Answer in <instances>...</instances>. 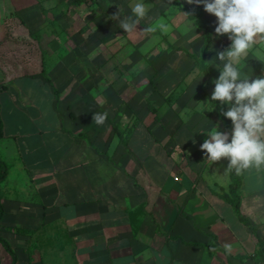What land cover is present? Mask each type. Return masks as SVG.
I'll list each match as a JSON object with an SVG mask.
<instances>
[{"label": "crops", "instance_id": "1", "mask_svg": "<svg viewBox=\"0 0 264 264\" xmlns=\"http://www.w3.org/2000/svg\"><path fill=\"white\" fill-rule=\"evenodd\" d=\"M197 12L198 5L187 0L152 2L147 15L157 14V20L141 23L145 29L154 26L149 33L160 38L149 48L152 54L162 52L166 44L193 63L192 56L169 44L201 54L204 30L185 14ZM206 14L214 33L209 61L231 41L227 34L216 35L217 18ZM237 67L252 78L264 73V41L257 38ZM197 76L186 91L187 119L180 120L172 110L160 122L148 104L157 121L141 117L127 138L117 133L116 137L114 126L121 129L128 123L124 115L131 109L120 105L113 110L111 80L105 76L94 80L105 83H99L101 90L90 97L103 94L107 98L108 93L107 103L91 99L95 104L90 101L83 109L82 96H72L65 88L56 93L41 71L13 72L0 91L11 89L6 107L10 122L7 126L2 118L0 138V157L8 165L1 183L5 206L1 221L30 230L14 233L15 243L8 240L18 262L24 258L27 264H264V212L255 214L264 203V188L257 189L264 186V166L240 172L241 211L252 229L224 198L231 183L228 158L212 163L195 145L208 138L201 132L215 125L226 132L211 104L213 80L203 72ZM23 77L39 81L33 84L37 89L32 88L31 96L12 83ZM69 89L73 91L72 86ZM203 96L210 103L205 111L198 107ZM42 98L47 100L45 107ZM105 111L109 114L106 123L96 125L94 113ZM171 137L174 141L168 149ZM177 147L184 150L183 168L176 163Z\"/></svg>", "mask_w": 264, "mask_h": 264}, {"label": "rangeland", "instance_id": "2", "mask_svg": "<svg viewBox=\"0 0 264 264\" xmlns=\"http://www.w3.org/2000/svg\"><path fill=\"white\" fill-rule=\"evenodd\" d=\"M136 2L138 0H94L83 3H77L76 0H0V91L13 77L15 70L18 73L41 71L46 79L50 78L48 80L56 93L65 88L72 96H82L81 105L86 109L90 101L95 104L92 100L97 99V104L101 105L107 103L105 100L110 96L108 93L107 98L103 94L96 99L90 97L92 93L101 90L99 83H105L103 79L100 82L94 80L97 76H105L111 80L109 87L112 88L113 96L109 102L113 110L120 105L131 109H127L128 113L124 115L128 123H123L121 127L123 137H127L125 129L130 128L134 122L139 123L142 118L156 120L148 104L157 107V120L160 122L168 119L170 111H175L180 120L187 119L186 115L190 113L186 109L190 104L186 91L201 71L184 55L171 52L166 44L162 52L155 50L157 55L152 54L153 49L149 48L160 38L158 35L151 36L141 23H153L157 20V14H149L141 19L132 34L119 28V21L111 20L110 16L120 9L121 17L131 15V6ZM143 2L150 8L152 2L158 4L159 0ZM12 83L26 96H31L32 88L37 89L33 84L39 81L23 77ZM27 84H31L30 87ZM70 86L73 91L69 89ZM8 92H0V102L4 105L0 111L7 126L10 122L6 112V107L10 105ZM208 99V96L201 98L199 110L205 111L210 107ZM40 102L45 107L47 100L42 98ZM69 106L73 108L72 103ZM49 119L53 120L52 117ZM164 130L168 133V129ZM114 135L118 137L115 131ZM173 141L171 137L168 149ZM195 145L200 147L199 142ZM174 150L180 154L176 163L183 168L184 160L181 157L184 150L178 147ZM194 152L193 162L197 151ZM257 187L264 188L259 185ZM260 210L264 212V203L259 210H255V214L259 215ZM0 225L1 234L11 241L14 233L8 228L18 225L2 221ZM11 242L15 243V240ZM22 251L26 252L27 248L24 246ZM0 258L2 264L12 262V256L1 243ZM18 264L27 262L20 258Z\"/></svg>", "mask_w": 264, "mask_h": 264}, {"label": "clouds", "instance_id": "3", "mask_svg": "<svg viewBox=\"0 0 264 264\" xmlns=\"http://www.w3.org/2000/svg\"><path fill=\"white\" fill-rule=\"evenodd\" d=\"M187 3L203 5L207 13L217 18L216 35L227 34L231 41L228 48L217 51L216 57L207 62L220 70L218 79L212 81L215 87L211 101L219 102L220 115L230 119L233 128L231 132H222L215 125L207 132L202 131L208 138L200 148L205 159L212 163L228 158L227 170L234 168L238 174L253 166L259 169L264 166V73L252 78L237 65L248 56L257 38L264 41V0H187ZM147 13L143 0H138L131 6V15L121 17L120 9L110 17L119 21V28L132 34ZM108 115L107 111L96 112L92 121L103 126Z\"/></svg>", "mask_w": 264, "mask_h": 264}, {"label": "trees", "instance_id": "4", "mask_svg": "<svg viewBox=\"0 0 264 264\" xmlns=\"http://www.w3.org/2000/svg\"><path fill=\"white\" fill-rule=\"evenodd\" d=\"M88 1H94V0H76L77 3H83V2H88ZM110 1H115V0H110ZM179 9L182 11H187L186 8L182 7V6H179ZM188 16L194 20V22L196 23L197 26H199L200 28H202L204 30V32H203L204 44H203L200 56L198 57V56L192 54L189 50H187L186 48H184L182 46H174L172 44H169V45L171 47L177 49V50L185 51L190 56H192L194 58L195 65L199 68V70L201 72H203L206 75V77H208V79H212V80L218 79L219 74H220V70L216 69L215 67H213L211 65L209 66V63L207 62L208 51L212 45L213 37H214L213 29L211 27V20L208 17V15L206 14V12L203 8V5H198V12L196 14L189 13ZM146 28H149V27H146ZM161 36L163 37L164 40L168 41V37L166 34L161 33ZM214 87H215V85H214ZM172 94L173 93H171L170 96ZM211 104L217 109L218 117L224 122L226 132H231V130L233 128L232 122L230 119L220 115L221 106H220L219 102L211 101ZM149 106H150V109L156 114V118H157L158 109L152 104H149ZM224 110L225 111L227 110V106L224 107ZM133 128L134 127H131L128 130L127 138L129 135L132 134ZM114 129H115V131L119 137L123 136L124 131H122L119 128V126L115 125ZM2 135H3V119L1 116V112H0V138L2 137ZM7 175H8V165H7L6 161L0 157V222H1L2 217L5 214V206H4L3 196L1 193V183L7 177ZM230 177H231V183L229 186V191H228V193L224 194V198L232 204V206L234 207V210L239 215V217L245 223L250 225L252 227V229H255L254 226L251 224V222L244 216V214L241 211L240 188L242 186V176L240 173L238 174L235 171V169L233 168V169H230ZM0 229H1V225H0ZM8 230L10 232L17 233V234H28L30 232L29 229H26V228L21 227V226L9 227ZM0 243L4 246V248L7 250V252H9L10 255L12 256L11 264H17L18 254L16 253V251L14 250V248L12 247L10 242L1 234V232H0ZM0 264H2L1 258H0Z\"/></svg>", "mask_w": 264, "mask_h": 264}]
</instances>
